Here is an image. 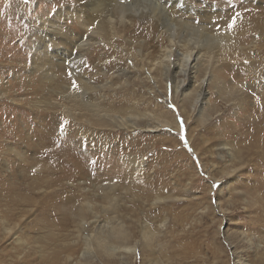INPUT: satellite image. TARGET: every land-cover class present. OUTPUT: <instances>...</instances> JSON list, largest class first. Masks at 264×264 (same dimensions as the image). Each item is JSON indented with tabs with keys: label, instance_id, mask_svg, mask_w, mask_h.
<instances>
[{
	"label": "rangeland",
	"instance_id": "1",
	"mask_svg": "<svg viewBox=\"0 0 264 264\" xmlns=\"http://www.w3.org/2000/svg\"><path fill=\"white\" fill-rule=\"evenodd\" d=\"M179 3L193 5L191 19L209 35L174 24L170 7L155 16L159 34L151 14L136 16L83 62L93 84H112L115 108L146 115L117 129L71 118L65 91L82 85L70 70L55 68L49 80L46 66H33L37 15L66 0H0V264H130L95 247L100 230L80 215L104 223L105 234L122 225L139 242L133 264H264V0ZM163 31L182 46L204 42L184 97L156 66L171 40ZM215 35L226 51L208 44ZM119 64L134 76L126 80ZM203 77L211 81L201 112L189 111ZM162 110L177 127H144Z\"/></svg>",
	"mask_w": 264,
	"mask_h": 264
},
{
	"label": "bare ground",
	"instance_id": "2",
	"mask_svg": "<svg viewBox=\"0 0 264 264\" xmlns=\"http://www.w3.org/2000/svg\"><path fill=\"white\" fill-rule=\"evenodd\" d=\"M179 1L180 0H130L129 2H127L126 0H66V4L64 6H58V8L53 11L52 14H49L48 12L43 15H37L39 20L38 25L40 27L37 26L36 29L38 31H34L33 34L29 35L30 40L27 39L28 42L30 41V46L32 48H40V52L39 50L38 52L35 51V49L33 51V54H35L32 60L33 66L35 65V68H40L42 65L46 66L47 68H45L46 70L43 73L49 80L55 77V68L68 69L72 73V76H74L75 81L77 80L82 85V90L79 91L75 89L74 95L71 92L70 94L66 92L70 91V87L65 91L66 98L70 97L68 99L69 103H71V105H69V114H71V116L73 115L71 118H73L74 120L77 119L79 121H83L91 127H126L127 129L134 128L140 123V118L146 115L136 112L137 108L135 109L133 106H127V109L121 107L115 108L113 106V101H110L109 96L106 93V88L111 87L112 84H109V86L107 85V82L101 85L93 84L91 78H89L84 72L83 62L91 54L90 51L93 47L96 48L98 44H102L101 39L103 36H106L105 33H108L111 36L116 35L119 32L118 28H123L127 25L130 26L133 23V18H135L136 16H143L146 13L151 14L150 18L153 19V21L157 22L155 29H157L158 33L156 34H159V32L161 31L160 29H162L163 26L160 25L158 19L155 16H157L158 12H164L166 8L170 7H172L171 12L173 18L171 16L170 17L172 18L174 24H184L185 28H187L188 30L191 29L192 33L197 34L198 37H200L201 34H205L203 36L209 35L208 33H205L204 24L202 25L200 22L195 24L191 19L196 14L193 5H190L189 3L182 5L179 3ZM107 5L113 8L112 12L110 11L109 7L106 8ZM91 14H94L97 19H90ZM68 18L72 19V23L75 22L76 27L72 26V28L71 25H69L65 21H62V19L67 20ZM117 21V24H119V26L114 27V24ZM103 24H105V26L108 28V32L103 31L104 34L102 35L101 31L104 28ZM122 28H120V30ZM31 32L29 31L28 34ZM168 32L163 31L162 36L166 37L165 41L167 42H169L168 39L170 37L171 40L169 44L166 45V49H163L160 56L161 58L159 61H157L156 66L164 65L163 70L166 75L163 76H166L165 81L167 82L171 80V78L172 80H176L174 81L175 83L172 81L174 83L173 91L176 96L182 95V97H184L185 92L194 82L193 77L195 75V72L198 71L197 61H199L201 54L203 53L202 51L204 50L202 47L203 44H200L199 42H204L203 40H197L199 42L197 43L196 41L194 45L189 46L188 44L184 43V45L182 46L180 45L181 43L175 44L172 37L174 35ZM31 35H33L32 38ZM218 35L211 37L210 43L208 44H210V46L213 45V47L216 48L217 52H224L227 50L228 44L225 41H220ZM208 37L206 41L208 40ZM158 38L161 37L159 36ZM130 67L133 66H121L120 64L118 66V68L121 70V75L125 77L126 80H129L134 76V73L132 72ZM206 77H203L199 80V83L197 85L199 91L195 89V92H192L193 95H189L187 97H192L189 104V111L197 109V111L201 112L199 106L204 103L203 97L206 93V90L203 87L207 83H210L209 81H211H208L209 78L207 79ZM52 84H54V81ZM62 87L65 88L66 86H63L62 84ZM64 109L66 110V108ZM78 109L83 111H78ZM154 114L153 116L155 117L157 123L159 120L161 123L158 125H156L157 123H155V126H152V124L148 122V124L146 123L147 125L144 127L149 128L151 126V128L149 129H154L159 127L161 124L165 125V123L166 125L169 124L174 128L177 127L175 118L171 114H169L168 111H156ZM185 115L187 116V114ZM149 120H152V118H149ZM158 198L159 196H156V199ZM79 222L84 227H86L87 223L93 224V227H95L97 230H100L99 237L95 236V247H97L100 251L106 253V255L109 256L117 254L119 258H125L130 262V264H133L131 260H133V258L135 257L136 250H138L139 248V242L137 243L136 240L130 242L128 238L129 235L125 232L126 229L123 230L122 225L117 224L113 226L110 230H107V234H105L106 230L104 228L106 227H104V223L100 224L97 219L89 222L85 217L80 215ZM162 223L165 222L163 221ZM158 228L161 229V225H159ZM145 238L147 239V236H145ZM84 245L86 249L89 248V238H86V242L84 243ZM239 254L240 256L242 255L240 251L235 255ZM127 257H130V259ZM240 262L242 263L243 261L241 260Z\"/></svg>",
	"mask_w": 264,
	"mask_h": 264
},
{
	"label": "snow or ice",
	"instance_id": "3",
	"mask_svg": "<svg viewBox=\"0 0 264 264\" xmlns=\"http://www.w3.org/2000/svg\"><path fill=\"white\" fill-rule=\"evenodd\" d=\"M73 87H75V84H73Z\"/></svg>",
	"mask_w": 264,
	"mask_h": 264
}]
</instances>
